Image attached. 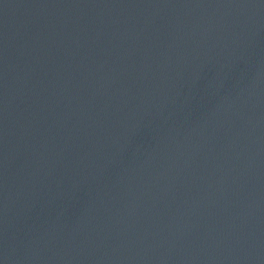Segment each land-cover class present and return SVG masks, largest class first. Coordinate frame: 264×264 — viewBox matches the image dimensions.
<instances>
[{
  "label": "water",
  "instance_id": "water-1",
  "mask_svg": "<svg viewBox=\"0 0 264 264\" xmlns=\"http://www.w3.org/2000/svg\"><path fill=\"white\" fill-rule=\"evenodd\" d=\"M210 264H264V213Z\"/></svg>",
  "mask_w": 264,
  "mask_h": 264
}]
</instances>
